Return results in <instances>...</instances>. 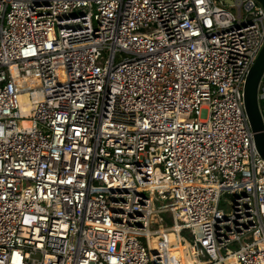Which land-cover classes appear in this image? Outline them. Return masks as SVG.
Listing matches in <instances>:
<instances>
[{
  "label": "built area",
  "instance_id": "2783aa9c",
  "mask_svg": "<svg viewBox=\"0 0 264 264\" xmlns=\"http://www.w3.org/2000/svg\"><path fill=\"white\" fill-rule=\"evenodd\" d=\"M263 42L257 0H0V264H264Z\"/></svg>",
  "mask_w": 264,
  "mask_h": 264
},
{
  "label": "water",
  "instance_id": "95a60500",
  "mask_svg": "<svg viewBox=\"0 0 264 264\" xmlns=\"http://www.w3.org/2000/svg\"><path fill=\"white\" fill-rule=\"evenodd\" d=\"M264 7V0H257ZM264 71V42L250 65L243 85V105L258 153L264 158V117L258 100V88Z\"/></svg>",
  "mask_w": 264,
  "mask_h": 264
},
{
  "label": "rangeland",
  "instance_id": "374dc122",
  "mask_svg": "<svg viewBox=\"0 0 264 264\" xmlns=\"http://www.w3.org/2000/svg\"><path fill=\"white\" fill-rule=\"evenodd\" d=\"M226 1H231V0H226ZM168 201V199H163L161 202L162 203H165V202H167ZM220 205H221V207L225 210V211H229L230 210V203H229V200L228 199H224V198H222V200H221V202H220ZM166 214V213H165ZM171 233H173L174 234V232L173 231H171L170 232V234ZM184 236H185V234H184ZM142 241H145V238L143 237V236H140L139 237ZM153 239H155V238H153ZM182 240H184V238L182 237ZM175 247H177V246H175ZM172 252H173V250H171ZM182 263H183V261H182ZM184 264V263H183Z\"/></svg>",
  "mask_w": 264,
  "mask_h": 264
},
{
  "label": "bare ground",
  "instance_id": "6f19581e",
  "mask_svg": "<svg viewBox=\"0 0 264 264\" xmlns=\"http://www.w3.org/2000/svg\"><path fill=\"white\" fill-rule=\"evenodd\" d=\"M20 99H21L22 102H24L25 95L22 94V95L20 96ZM25 106L27 107V104H26ZM26 123H28V122H26ZM169 237H170V239H172V241H174L175 244L177 245V247H175V249H176V248H177V249H176V251L173 250V253H174L175 255H178L179 252H181V246H179L178 242H176V235H175V233H174V234H173V233L169 234Z\"/></svg>",
  "mask_w": 264,
  "mask_h": 264
},
{
  "label": "trees",
  "instance_id": "16d2710c",
  "mask_svg": "<svg viewBox=\"0 0 264 264\" xmlns=\"http://www.w3.org/2000/svg\"><path fill=\"white\" fill-rule=\"evenodd\" d=\"M262 107H263V104L261 103ZM183 263H184V258H183Z\"/></svg>",
  "mask_w": 264,
  "mask_h": 264
}]
</instances>
